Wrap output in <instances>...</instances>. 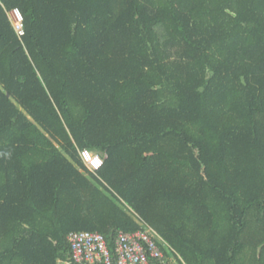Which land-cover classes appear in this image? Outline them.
Segmentation results:
<instances>
[{
  "label": "trees",
  "instance_id": "16d2710c",
  "mask_svg": "<svg viewBox=\"0 0 264 264\" xmlns=\"http://www.w3.org/2000/svg\"><path fill=\"white\" fill-rule=\"evenodd\" d=\"M147 226L264 264V0H0V264Z\"/></svg>",
  "mask_w": 264,
  "mask_h": 264
},
{
  "label": "built area",
  "instance_id": "2783aa9c",
  "mask_svg": "<svg viewBox=\"0 0 264 264\" xmlns=\"http://www.w3.org/2000/svg\"><path fill=\"white\" fill-rule=\"evenodd\" d=\"M9 16L18 36L23 37L25 28L21 11L14 9ZM80 156L91 172L98 171L104 164L101 156L89 150H82ZM67 240L71 261H60L59 264H186L180 254L148 226L133 233L119 232L113 252L105 236L98 232H71Z\"/></svg>",
  "mask_w": 264,
  "mask_h": 264
}]
</instances>
